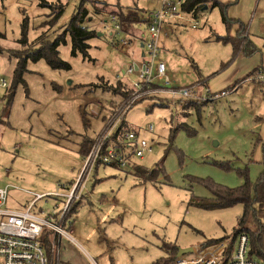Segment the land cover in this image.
<instances>
[{
	"label": "rangeland",
	"instance_id": "1",
	"mask_svg": "<svg viewBox=\"0 0 264 264\" xmlns=\"http://www.w3.org/2000/svg\"><path fill=\"white\" fill-rule=\"evenodd\" d=\"M47 1L63 3L64 12L54 27L39 29L44 20L53 22L56 9L44 7L40 0H0V32L5 35L0 37V75L10 84L17 59L9 51L20 48L25 15L30 19V41L43 30L55 40L82 3ZM95 1L85 2L86 25L96 33L89 39L88 57L75 55L68 38L59 50L71 69L55 70L45 59L29 61L24 75L27 87H17L12 103L6 89L0 91V186H9L8 207L25 206L35 194L67 190L83 163L81 142L95 137L131 96L114 92L120 82L133 89L135 75H125L123 69L149 59L145 55L143 61L146 48L138 41L130 44V40L127 51L113 46L120 34L113 31L114 22L105 19H110L109 11L118 3L147 11L159 10L162 0ZM222 1H229L223 9L210 5L187 13L165 41L163 34L160 59L176 86L206 80L212 92L223 89L228 94L201 100L196 106L189 103L191 99H183L174 107L169 98L166 101L156 93L139 97L121 122L142 130L153 144V151L138 161L152 168L164 158L163 172L154 181H146L132 169L114 164L93 169L85 195L74 204L71 224L65 227L72 238L62 236L60 264H88L84 256L90 264H157L171 258L167 246L172 244L187 247L234 234L242 204L208 210L191 200L213 196L207 182L232 188L243 186L241 172L246 168L252 183L263 174L262 128L256 122L264 114V83L250 79L254 67L251 71L248 67L264 62V0ZM222 12L230 20L228 25ZM138 29L147 33V24ZM243 30L248 36L247 50L253 53L242 49L235 58H246L245 63L236 62L234 45L221 39L228 35L236 39ZM236 81L237 86L230 89ZM159 82L156 79L151 87ZM152 104V111L147 110ZM151 125L153 131H146ZM178 126L175 138L170 139L172 128ZM63 201L46 196L37 201L34 212L53 213L58 210L55 204L61 207Z\"/></svg>",
	"mask_w": 264,
	"mask_h": 264
},
{
	"label": "built area",
	"instance_id": "2",
	"mask_svg": "<svg viewBox=\"0 0 264 264\" xmlns=\"http://www.w3.org/2000/svg\"><path fill=\"white\" fill-rule=\"evenodd\" d=\"M184 2L185 0H162L161 8L151 12L152 21L147 26L148 36L145 41L149 59L124 71L128 76L137 73L136 80L132 82L131 96L116 111L114 119L106 121L104 128L95 136L78 177L69 187H65L67 190L35 194L27 205L12 208L7 206L9 186H0V264H60L62 236L72 238L65 227L71 224L69 216L74 204L85 195V186L92 170L98 164H114L122 169H131L138 160L144 159L147 153L153 151L152 142L143 135L142 130L126 131L122 136L114 138L122 117L139 97L156 93L166 101L169 98V105L174 107L176 102L183 99L214 100L228 94L226 90L213 93L203 83L176 86L168 75L166 63L160 59L162 27L168 19L184 17ZM110 17L108 21L114 22L113 31L120 34L113 46L126 48L130 42L129 36L121 31L118 18ZM156 79L160 82L151 87ZM257 79L264 83L263 70L257 74ZM9 87L7 78L0 75V91ZM153 129L154 126L151 125L146 131L152 132ZM49 195L63 198L61 207L55 204L58 210L46 213L45 216L34 212L37 201ZM191 246L193 252L179 256L176 254L168 264H264L251 254L250 238L246 234L239 235L233 243L229 239H222L215 244H207L205 241Z\"/></svg>",
	"mask_w": 264,
	"mask_h": 264
},
{
	"label": "trees",
	"instance_id": "3",
	"mask_svg": "<svg viewBox=\"0 0 264 264\" xmlns=\"http://www.w3.org/2000/svg\"><path fill=\"white\" fill-rule=\"evenodd\" d=\"M40 1V4H42L44 7L50 8L52 10L56 9V11H54V20L52 23L44 20L38 27L39 29L45 28V26H51L52 28L57 24L60 16L63 14L64 4L61 2L53 3L47 0ZM87 1L96 2L95 0H82L81 5L74 12L71 21L66 24L65 28L58 34L55 40H50L48 35L49 32L47 30H43L41 34L36 38V40L30 41L28 35L30 19L27 14L25 15L21 25V38L18 40L20 48L10 49V51L8 50L9 54L15 56L17 59V63L15 65L16 68L12 76V83L6 90L7 98H9V103H12L16 89L20 84H24L27 87V82L24 79V75L28 70L27 64L29 61L37 62L39 60L45 59L47 64L55 70L71 69L72 66L61 57V50H59V47L62 44L68 43V38L71 40V48L73 49V53L75 55H78L80 53L85 57L89 56V39L95 36L96 33L95 30L89 27V25H86L89 13L88 7L87 5H85V2ZM228 2L229 1H227V3H224L222 0H185L182 9L187 13H196L198 9L203 8L206 5L218 6L223 9V7L228 4ZM141 12L142 11L140 9L135 7L129 8L119 6L118 9L110 11V16H115L118 18V23L121 26V31L128 35L133 33L132 29L135 23L150 24V22L152 21V16H142ZM222 14L223 21L228 25V23L230 22L229 18H227L224 12H222ZM50 16H52V14H50ZM241 29H243V27H241ZM0 37H5V35L0 32ZM232 37L233 36L228 35L227 38L221 37V39H224L223 41H225V43L230 41L232 45H234L235 50L233 53V58H235V56L238 55L242 49L247 50V47H249L248 36H244L243 30L237 34L236 39ZM245 53L250 54L253 52L247 50L245 51ZM260 70L264 71V67H260L250 72L248 74L250 79H256V75L260 72ZM238 83L239 82L237 81L230 87V89L236 87ZM56 88L58 89L59 86ZM132 91V88L123 86L121 82L116 87H114V92L116 94L123 95L124 98L128 97L132 93ZM201 100L204 99H191L189 100V103H192L194 106H196L199 104V102H201ZM204 102H206V100ZM154 107L155 104H152L147 108V110L152 111ZM196 109L199 108L196 107ZM3 114H8L7 108L5 109ZM0 121H2L1 117ZM125 122L126 121L122 120L119 128L114 134V138L118 137L119 135L122 136L126 131H140L138 129L136 130L134 127L128 126ZM178 130L179 126L172 128L170 132V139L175 138V134ZM94 138L95 137L84 138V140L81 142L82 144L80 147V153L82 157H85L90 151L94 143ZM259 143L262 147L264 163V139H260ZM172 145V143L169 145V147L167 148V152ZM164 161L165 160L163 158L158 163H155L154 167L152 168H147L138 161L131 169L133 170V173H136L138 176H142L144 180L154 181L158 178L159 173L163 172ZM241 174L245 175V183L243 184V186L229 188L220 184L207 182V186L210 187L213 196L193 198L191 202L201 209L204 208L208 210L228 208L233 207V205L236 204H242L244 207L243 213L238 220V227L234 229V234L231 236V238L225 237L210 239L206 241V243L215 244L222 239H229L231 243H233L239 235L246 234L250 238V245L252 247L251 254L258 255L259 259L264 262V226L262 224V219L264 218V171L261 177L256 181V183H252L250 181L249 170L247 168L242 171ZM167 247L171 249V258L159 260L157 264H168L175 257L178 250L176 245L172 244Z\"/></svg>",
	"mask_w": 264,
	"mask_h": 264
},
{
	"label": "crops",
	"instance_id": "4",
	"mask_svg": "<svg viewBox=\"0 0 264 264\" xmlns=\"http://www.w3.org/2000/svg\"><path fill=\"white\" fill-rule=\"evenodd\" d=\"M161 5H162V1H161ZM116 7H112L111 9L112 10H115V9H118V7L119 6H122V7H125V6H123V5H121L120 3H118V5H115ZM208 6H210V5H208ZM135 8H138V9H140L142 12H141V14H142V16H145V17H150V15H151V12H153V11H155V9L154 10H152V9H150V10H147V11H145V10H143V9H141V8H139L138 6H134ZM134 7H129V8H134ZM161 7V6H160ZM159 7V8H160ZM203 9H204V7H203ZM110 12V11H109ZM186 14H187V12H186ZM184 16H185V14H184ZM108 17H110V15L108 16ZM111 18V17H110ZM179 20H181V19H177V18H171V19H168L167 21H166V23L163 25V27H162V33H161V39H162V35L163 34H166V37L164 38V40L163 41H165L168 37H169V35H170V33H172L176 28H177V26L178 25H180L179 24ZM105 21L107 22L108 20L107 19H105ZM140 24H144V23H135L134 24V26H133V29H132V32L133 33H131L130 34V36H132L131 38H133V39H130L131 40V42H130V44H132L133 42H135V41H138V42H140L141 43V46H143V47H145V41H146V39H147V36H148V32H147V30H146V32L147 33H145V32H141L139 29H138V25H140ZM147 26H148V24H147ZM161 39H160V41H161ZM133 41V42H132ZM124 50H128V48H123ZM142 55H143V57H144V60L143 61H145V59H146V51H144L143 53H142ZM238 56V55H237ZM236 59V62L239 60L240 62H246V60H244V59H246V58H244V59H242V58H240V56L239 57H237V58H235ZM234 59V60H235ZM242 60H244V61H242ZM233 61V60H232ZM231 61V62H232ZM238 61V62H239ZM139 62H141L140 60H137V62L136 63H139ZM230 62V63H231ZM235 62V63H236ZM229 63V64H230ZM234 63V64H235ZM139 64H142V63H139ZM233 64V65H234ZM167 65V64H166ZM229 66V65H228ZM257 66V63H254L252 66H249L248 67V70L249 71H251V70H256V69H258V68H260V67H264V62L263 63H261L258 67H256ZM252 67H254L253 69H251ZM251 69V70H250ZM253 70V71H254ZM125 71V69H123V72ZM252 72V71H251ZM134 75H135V79L137 78V73H133ZM168 75H169V77H170V74H169V72H168ZM171 78V77H170ZM132 79V78H131ZM172 79V78H171ZM174 80L172 79V82H173ZM175 83V85H178L177 84V82L176 81H174ZM237 82V81H236ZM235 82V83H236ZM128 83H131V82H129V80H128ZM198 83H203V84H205L206 86H208L209 88H210V84H209V82L208 81H206V80H203V81H201V80H198V82L197 83H194V84H198ZM234 83V84H235ZM227 83H225V85H226ZM233 84V85H234ZM190 85H192V84H190ZM224 85V86H225ZM262 87H264L263 85H261ZM260 86V87H261ZM231 87V86H230ZM235 88V87H234ZM211 90V89H210ZM225 90V89H224ZM217 91H219V89H215L214 90V92H217ZM221 91H223V89H221ZM212 92V91H211ZM213 92V93H214ZM263 100H264V98H263ZM256 126H259V127H261L262 128V130H261V138H263L264 139V114H263V116L262 117H258V121L256 122ZM79 152H80V150H79ZM81 154V153H80ZM81 158H83V161H84V157H82V155H81ZM82 161V162H83ZM82 164L83 163H81V165H80V167H79V169H78V171H77V175H79L78 173H79V171H80V169H81V167H82ZM100 166H97L95 169H94V171H97V169L99 168ZM78 177V176H77ZM76 177V178H77ZM75 180H73L72 181V183L74 182ZM72 183H70V185L72 184ZM69 185V186H70ZM69 186H66V187H69ZM86 186H87V183H86ZM16 208H19V207H23L22 205H18V206H15ZM191 246V245H190ZM61 252V251H60ZM61 258H62V252H61V255H60V260H61ZM84 258H85V260H86V262L88 263V264H90L89 263V259L88 258H86V256H84Z\"/></svg>",
	"mask_w": 264,
	"mask_h": 264
},
{
	"label": "water",
	"instance_id": "5",
	"mask_svg": "<svg viewBox=\"0 0 264 264\" xmlns=\"http://www.w3.org/2000/svg\"><path fill=\"white\" fill-rule=\"evenodd\" d=\"M208 8V5L204 6V9H207ZM177 255H183V254H187V253H190V252H193V249H192V246H187V247H177Z\"/></svg>",
	"mask_w": 264,
	"mask_h": 264
}]
</instances>
